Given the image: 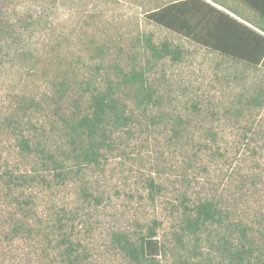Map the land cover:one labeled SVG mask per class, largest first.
Listing matches in <instances>:
<instances>
[{"label":"rangeland","instance_id":"rangeland-1","mask_svg":"<svg viewBox=\"0 0 264 264\" xmlns=\"http://www.w3.org/2000/svg\"><path fill=\"white\" fill-rule=\"evenodd\" d=\"M171 1L0 0V175L6 165L16 174H33L40 161L36 153L21 151L9 123L23 121L18 133L30 120L38 140L52 148L67 143L56 110L71 114L77 102L84 108L88 79L105 87L108 78H120L118 67L143 69L160 97L146 114L133 108V133L121 132L120 148L107 152L100 166L68 183L45 172L46 181H35L24 194L18 191L31 197L36 213L31 222L44 233L35 239L0 237V264H64L44 236L72 211L79 213L74 239L88 264H130L113 245V232L146 231L154 220L159 221L158 239L167 245L166 253L157 256L159 264H178L194 243L187 240L184 249L173 236L183 194L189 203L218 200L234 218L254 227L264 224V100L261 106L248 104L251 95H264V64L237 60L153 21L152 10ZM218 1L255 17L242 0ZM147 36L156 44L180 47L181 58H154ZM64 80L69 89L60 98ZM121 89L119 98L131 111L134 101ZM31 99L40 101L42 110L24 118L22 103ZM179 116L184 118L181 135L172 139V123ZM151 178L161 185L155 199ZM6 190L0 181V231L9 226L15 208ZM86 192L101 202L92 196L85 200ZM201 242L204 251L211 249L205 235Z\"/></svg>","mask_w":264,"mask_h":264},{"label":"trees","instance_id":"trees-1","mask_svg":"<svg viewBox=\"0 0 264 264\" xmlns=\"http://www.w3.org/2000/svg\"><path fill=\"white\" fill-rule=\"evenodd\" d=\"M242 1L255 12L254 18L244 17L239 10L216 0L215 2L231 10L244 21L207 0H172L152 10L150 17L153 21L216 51L240 61L262 65L264 0ZM145 42L154 58L171 56L174 60H179L182 56L181 48L172 47L167 41L159 45L151 36H147ZM148 64H151L149 59ZM117 70L120 78L116 81L108 78L105 87L94 84L90 79L84 82L85 90L90 92L84 108L77 102L71 114H61L56 110L63 121L64 134L69 137L67 143L58 148H52L47 141L38 140L36 133L33 134L37 129L36 125L30 124V120L27 121L30 125L27 130H20L18 133L16 128L22 126L23 121L14 119L9 123L15 127L12 131L21 151L36 153L40 161L37 171L33 174L28 171L16 174L9 165L2 171L0 181L7 188L6 195L9 193L15 208L10 214L9 226L0 231V237L11 241L27 237L35 239L42 235L44 229L41 225L37 226L31 222L36 215L34 209L30 208L31 197H22L18 191L23 193L26 187H30L37 180L46 181L45 172L53 173L54 179L60 183H68L75 176L85 173L88 168L100 166L107 152L120 148V133H133L137 121L134 109L142 108L141 112L146 114L149 106L159 103L160 97L148 82L145 70L132 68L125 71L120 67ZM61 84L62 89L58 91V96L63 98L64 92L66 94L69 89V81L64 80ZM122 87L126 95L131 96L134 101L131 111H128L127 104L119 98L118 93L122 91ZM263 100V92L259 91L249 97L248 104L261 106ZM41 105L42 103L35 99L23 102V117L30 116L34 109L42 110ZM242 111L243 108L235 110L238 114ZM155 119L153 116L154 123L157 122ZM161 119H164V116L158 120ZM183 122L184 118L179 116L178 120L172 123V139L180 137L179 125ZM34 138L37 139L36 142ZM148 185L151 189L150 196L155 199V192L160 191L161 185L153 178L149 180ZM85 195V200L92 196L96 203L101 202L100 196H93L88 192ZM189 200L186 194L181 197L183 210L173 236L184 249L187 240L194 243L192 249H187L188 255L178 257V264H264V224L254 227L234 218L231 212L225 210L221 202L215 199L204 198L193 203H189ZM77 215L79 216L78 211H72L66 220L64 217L59 218L60 223L50 230L55 235H50L49 231L44 236L47 238L44 239L47 246L59 250L61 262L64 264H88L86 255H83L84 251L80 250L81 243L74 239V222ZM158 225L159 221L154 220L146 227V231L141 228L133 233L129 230H115L112 243L130 264H159L157 256L166 253L167 245L158 239ZM203 235L211 247L207 252L201 242ZM43 249L46 251V248Z\"/></svg>","mask_w":264,"mask_h":264},{"label":"crops","instance_id":"crops-1","mask_svg":"<svg viewBox=\"0 0 264 264\" xmlns=\"http://www.w3.org/2000/svg\"><path fill=\"white\" fill-rule=\"evenodd\" d=\"M207 1H209V2L212 3V4H215L216 6L220 7L221 9H224V10L230 12L231 14L235 15V16L238 17L239 19L244 20L243 18L237 16V15H236L234 12H232L231 10H229V9H227L226 7H224V6L220 5L219 3L215 2V0H207ZM216 1H218V0H216ZM218 2H222V1H218ZM223 3L226 4L225 2H223ZM228 6H229V5H228Z\"/></svg>","mask_w":264,"mask_h":264}]
</instances>
